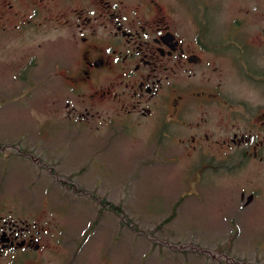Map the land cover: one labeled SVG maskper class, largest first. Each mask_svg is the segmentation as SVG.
Segmentation results:
<instances>
[{"label":"flooded vegetation","instance_id":"1","mask_svg":"<svg viewBox=\"0 0 264 264\" xmlns=\"http://www.w3.org/2000/svg\"><path fill=\"white\" fill-rule=\"evenodd\" d=\"M219 1L0 0V32L6 24L13 31L30 29L40 14L42 28L62 33L66 48L58 77L68 119L124 131L148 125L154 147H180L169 158H189V169L201 174L239 170L250 161L264 168V7L257 9L254 1L215 5ZM0 150L11 155L8 147ZM17 151L46 166L41 156ZM5 197L0 264H70L50 259L59 254L63 225L27 216ZM256 200V191L242 190L237 209ZM127 225L121 220L120 226ZM226 247L167 246L187 262L189 253L200 252L214 259L207 264H259L246 255H224Z\"/></svg>","mask_w":264,"mask_h":264},{"label":"rangeland","instance_id":"2","mask_svg":"<svg viewBox=\"0 0 264 264\" xmlns=\"http://www.w3.org/2000/svg\"><path fill=\"white\" fill-rule=\"evenodd\" d=\"M224 1L264 7V0ZM38 22L40 14L30 29L13 31L6 24L0 32V147L11 151L7 158L0 150V196L10 197L4 201L27 216L36 213L63 225L59 254L50 259L70 264L214 260L198 252L189 253L187 262L167 248L193 242L212 250L223 243L224 255L264 264L263 165L250 161L239 170L201 174L189 169V158H169L180 147H154L148 125L124 131L97 120L68 119L61 112L65 92L58 77L66 42L62 33ZM18 149L41 156L47 167ZM242 190L256 191L257 200L238 210ZM47 207L56 213L48 215Z\"/></svg>","mask_w":264,"mask_h":264},{"label":"trees","instance_id":"3","mask_svg":"<svg viewBox=\"0 0 264 264\" xmlns=\"http://www.w3.org/2000/svg\"><path fill=\"white\" fill-rule=\"evenodd\" d=\"M131 226V225H130Z\"/></svg>","mask_w":264,"mask_h":264}]
</instances>
